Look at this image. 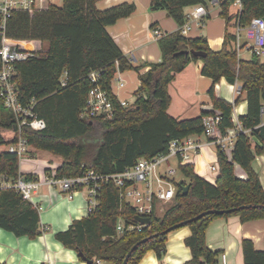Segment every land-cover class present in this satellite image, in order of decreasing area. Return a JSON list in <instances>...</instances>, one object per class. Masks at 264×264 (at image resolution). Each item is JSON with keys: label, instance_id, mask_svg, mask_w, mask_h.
Segmentation results:
<instances>
[{"label": "trees", "instance_id": "obj_1", "mask_svg": "<svg viewBox=\"0 0 264 264\" xmlns=\"http://www.w3.org/2000/svg\"><path fill=\"white\" fill-rule=\"evenodd\" d=\"M99 1L64 0L62 6L49 4L33 11L14 9L5 28H2L0 15V50L5 36L19 49L33 53L13 64L12 79L19 101L27 107L34 99L33 111L46 122V128L40 131L27 125L19 130L18 117L6 107L0 92V146L15 144L21 136L34 149L61 157L62 164L56 169L58 177L77 176L89 169L101 174L119 173L133 167L140 158L165 154L173 140L203 135L205 116L220 113V129L226 134L234 127V107L245 95L248 111L239 121L251 132L237 135L231 155L228 150L218 149L219 173L214 182L199 175L192 164H180L182 175L187 179L182 182L190 185L188 193L184 195L174 179L178 186L174 203L161 216L152 215L150 224L141 231L125 230L121 234L117 231L118 220L137 223L136 212L121 201L120 189L112 181L104 182L99 188L95 209L55 235L66 248L75 250L82 261L92 260V264H123L131 248L149 237L138 245L127 263L139 264L150 250H154L159 259L163 257L169 233L162 232L167 228L206 210L240 208L231 213L208 214L188 224L191 235L185 239V244L192 258L183 264L215 262L221 252L211 250L206 242L207 229L214 219L239 216L242 222H247L264 218V187L252 165L256 155L264 153V127L256 128L262 121L264 61L256 54L239 59L233 41L235 35L229 30H226L222 49L213 50L206 37H189L178 29L159 37L161 61L149 64L150 69L141 72L143 65H135L107 29L119 19L132 15L136 4L122 2L99 9ZM204 2L151 0L150 7L153 11L166 10L182 26L186 22V9ZM227 10L223 7L220 15L230 26L232 17ZM258 16L264 17V0H243L241 23L248 24ZM23 41H41L48 46L40 50L24 48ZM183 50L204 51L207 56L176 55ZM199 60L202 61L201 74L213 81L209 95L214 109L178 119L168 113L169 84L177 73ZM128 70L139 73L140 86L135 103L122 106L112 91V83L118 72ZM92 71L99 72V83L115 105V115L106 124L102 118H80V111L95 86L90 79ZM222 78L231 84L237 81L241 84V96L234 104L215 93V84ZM8 132H12V136H8ZM236 164L245 171L246 178L236 174ZM0 173L17 178L20 156L0 150ZM25 175L29 179L37 176ZM0 227L16 236L34 238L42 231L40 211L17 190H0ZM242 251L244 264H264V250L256 249L251 239H243Z\"/></svg>", "mask_w": 264, "mask_h": 264}, {"label": "crops", "instance_id": "obj_2", "mask_svg": "<svg viewBox=\"0 0 264 264\" xmlns=\"http://www.w3.org/2000/svg\"><path fill=\"white\" fill-rule=\"evenodd\" d=\"M122 2H134L136 4L135 12L128 17L119 19L115 24L109 25L107 29L124 54L135 65H143L141 72H145L150 69L149 64L160 62L162 59L158 38L154 36L152 27L154 25L157 28L161 26L168 30L166 32H172L178 30L179 25L177 23L173 25L170 20H167L166 11L151 10V0H101L97 3V6L99 9H105ZM44 4L48 6L52 3L45 0ZM223 20L226 21L224 18ZM194 25L197 27L194 28ZM199 27L198 23L192 24L188 36H204L213 50H221L226 31L219 34L215 30V35L205 36L199 34ZM36 42L43 44L41 41ZM201 67V60L192 62L183 71L177 73L174 80L169 84L168 90L171 95V103L168 113L170 115L178 119H185L198 116L202 111L214 109L209 95V89L213 85V81L210 77L201 74ZM127 73L128 71L118 72L112 83V91L119 100L126 101L123 96H129L130 92L136 95V91L140 86L139 73L136 71L135 75H131L132 82H130L131 79L127 80L128 76L124 77ZM135 78H137L136 82H134ZM239 85L241 84L239 83ZM235 87L236 84H231L225 78H222L215 84V93L218 97L230 103H235L237 95L241 93L236 91ZM126 102L129 104L128 101ZM247 111V101L240 105L236 104L232 113L233 120H239V117L245 115ZM192 136L200 140L203 146L198 153L191 155L190 161L205 156L202 154L203 151L215 157V164H218L215 147L207 144L203 136ZM39 152L40 157L28 162L25 168L20 167L22 173H32L40 176L45 174L51 167H58L62 164V159L57 158L54 154L41 150ZM229 154L231 155V150ZM53 158L56 161H53ZM203 159L205 161L204 166L199 163L195 166L193 163L188 162L189 160L184 164H192L199 175L214 182L219 172H211L209 167L214 163L205 157ZM252 165L264 187V153L256 155ZM235 169L239 177L246 178L245 171L238 164L235 165ZM87 195V190L83 189L75 192L72 198H69L58 189L48 185L39 187L34 192L32 199L34 205L40 211L41 233L34 238L20 237L0 227V262L5 264H42L43 262L48 264H78V262L79 264H88L79 258L75 250L66 248L55 236L57 232L67 230L75 220L88 216ZM187 236L185 235L183 239H186ZM243 239H251L256 249L264 250V218L247 222H242L239 216L216 218L210 223L206 232L208 247L213 251L226 252L228 264H244ZM186 256L187 259L189 256L192 258V252L191 255L189 253ZM161 264L167 263L162 262Z\"/></svg>", "mask_w": 264, "mask_h": 264}, {"label": "built area", "instance_id": "obj_3", "mask_svg": "<svg viewBox=\"0 0 264 264\" xmlns=\"http://www.w3.org/2000/svg\"><path fill=\"white\" fill-rule=\"evenodd\" d=\"M45 0H0V15L2 17V28H5L7 18L10 17L11 11L14 9H23L33 11L35 9L45 8ZM227 7L234 8L232 13V25L234 26V44L239 59H242V52L250 51L252 55L261 56L264 54V17H254L248 24H242L239 16L243 10V0H205L194 6H190L185 11L186 22L179 26L182 34L188 36L192 29V24L198 22L203 24L207 17L211 16L212 11L216 8ZM242 30L246 31L247 42L242 43ZM153 34L159 39L163 35L159 28L152 27ZM253 40V43L250 41ZM253 44V45H252ZM2 57V68L0 70V92L3 95L6 107L12 109L18 117V129L24 125L34 130L40 131L46 128V122L35 114L33 107L35 100L24 107L18 98V91L13 82L14 67L16 61L25 60L33 53L19 49L11 41L3 37L2 47L0 50ZM99 72L92 71L90 79L95 86L90 91L85 107L80 111L81 119L102 118L104 120L112 119L115 115V105L110 94L103 89L99 83ZM64 84V82H63ZM236 91L241 92L239 81L236 83ZM122 106H129L124 100H119ZM261 123L256 128L264 127V104L261 107ZM222 116L220 113H214L205 116L204 133L207 144H210L221 150H232L235 146L237 135L241 132L250 133L251 129H245L239 120L234 119V127L227 130L223 134L220 129ZM203 143L194 136H189L184 140H173L170 142L169 149L165 154L155 156L153 158H140L137 163L123 172L114 174H101L93 169L86 170L84 173L73 177H58L56 169L59 167H51L49 172L29 179L20 171L17 178H12L5 173H0V190L13 188L21 193L23 199L33 203L34 192L42 185L58 189L61 193L72 198L77 191L86 189L88 193L87 211L90 213L98 204V191L101 184L112 181L119 189L121 201L131 206L136 216L150 217L152 215H160L166 210L165 206L174 203L178 186L173 176L176 170L170 167L164 174L158 172L161 163L169 161L171 157H177L179 164H184L191 159L192 154H196L202 148ZM30 145L27 140L20 136L19 141L15 144L4 147L1 150H7L17 153L21 157L29 152ZM33 148V147H32ZM209 170L213 173L219 172L218 164L210 165ZM36 175V174H35ZM143 184L140 188L138 183ZM34 204V203H33ZM164 210V212H163ZM160 211H162L160 213ZM137 221V220H136ZM147 224L132 223L123 218L118 220L117 231L123 233L125 230H139ZM100 263V261H98ZM48 264V263H42ZM205 264H228V255L221 252L215 262H206Z\"/></svg>", "mask_w": 264, "mask_h": 264}, {"label": "rangeland", "instance_id": "obj_4", "mask_svg": "<svg viewBox=\"0 0 264 264\" xmlns=\"http://www.w3.org/2000/svg\"><path fill=\"white\" fill-rule=\"evenodd\" d=\"M49 1L52 4L57 5V6H62L64 3V0H49ZM157 11H166V10H157ZM221 11H222L221 8H216L214 11H212L211 16L207 17L204 20L203 24H199V26H200L198 29L199 34L201 33V34L207 36L209 34L215 35L216 34L215 30H217V33H219V34H221L222 31L225 33L226 30H229L231 32L234 31V26L232 24L230 26H228L226 24V21L223 20V18L220 16ZM233 12H234V8H232V10L229 9V16L230 17H232L231 15ZM166 18H167V20H170V22L173 25H176L175 20L168 15L167 11H166ZM196 23H198V22H196ZM196 23H193V24H196ZM194 26H195L194 28L197 27L196 25H194ZM159 29L162 33H165L166 31H168L167 29H165L161 26L159 27ZM241 35H242V43L247 42L248 39L246 37V31L245 30H242ZM250 43H253V40H251ZM21 46L24 48L30 47V48L35 49V50H40L42 47H47L48 44L46 42H44L43 44H40L39 42H36V41H24L21 43ZM241 55L244 59H248L252 56V52L243 50ZM260 58L262 61H264V54H262L260 56ZM135 72L136 71L128 70V73L125 74L124 77L126 78V76H128L129 78H127V80L129 81V79H131L130 78L131 75L136 74ZM132 80L133 79H131L130 82H132ZM136 80H137V78H135L134 82H136ZM240 96L241 95L238 94L237 98ZM123 97H124V99H126V101L129 102V105L135 103V101H136V95L131 93V92H130L129 96H123ZM244 101H246L245 95L241 96V99L237 103V105H240ZM106 123H107V120H105V124ZM8 136H12V132H8ZM3 148L4 147L0 146V150ZM227 153L229 154L230 150H228ZM202 154H204L205 156H202L199 159H194L191 161L189 160L188 162L193 163L195 166H197L198 163L204 166L205 161H204L203 157H205L209 161L213 162L214 164L216 163L215 157L210 156V154H207L203 151H202ZM39 155H40L39 150H36L32 147L29 148V152L25 153L23 155V157H21L22 160H20V167L25 168L27 166L28 162H32V161L36 160L38 157H40ZM55 156L57 158H61L57 155H55ZM52 160L56 161V159H54V158ZM169 166L173 167L176 170V173L174 174L173 178H175V180H177V182H180L182 180H185L187 182V179L184 178L182 175V172L180 170L179 159L177 157H171L169 161H165V162L161 163L158 167V172L161 174H164L170 168ZM138 185L140 188H143V184L141 182H139ZM172 204L173 203L169 204L168 206H165L164 210H167V208H169V206H171ZM164 210H163V212H164ZM161 212L162 211H160V213ZM162 214H160L159 216H161ZM190 232H191V228L189 225H185V226H182L178 229L171 231L168 234V240H167V244H166V252L163 255V257L161 259H159L156 252L154 250H150L146 253V255L144 256V258L141 260V262L139 264H161L162 262H166L167 264H182V263H184V261H188V259L190 260L191 256H189V258L187 259L186 254L189 255V253H190V255H191V251L185 245V239H183V237L185 235L189 236ZM180 242L182 243L181 246H180ZM78 264H79V262H78ZM104 264H109V263H104Z\"/></svg>", "mask_w": 264, "mask_h": 264}, {"label": "water", "instance_id": "obj_5", "mask_svg": "<svg viewBox=\"0 0 264 264\" xmlns=\"http://www.w3.org/2000/svg\"><path fill=\"white\" fill-rule=\"evenodd\" d=\"M180 53H183V54H186V55L193 54L194 56H196V57H200V58H203V57H206V56H207V53H206V52H204V51H196V50H183V51H181V52H179V53H176V55H178V54H180ZM178 185H179L180 188L182 189V193H183L184 195H186V194L188 193V191H189L190 185H189V184L184 185L182 181H180ZM245 207H248V206H242L241 208H245ZM238 209H240V208H232V209H227V210H218V209H210V210H206V211H203L202 213L198 214V215L195 216L194 218H191V219H188V220L182 221V222H180V223H177V224H175V225H173V226L167 228V229L164 230L162 233H166V234H168V233H170L171 231H173V230H175V229H178V228H180V227H182V226L188 225V224L192 223L194 220L200 219V218H202V217H204V216H206V215H208V214H213V213H220V214H222V213H231V212H234V211H236V210H238ZM135 219H136L137 221H139L140 223H144V224H147V225H149L150 222H151V218H150V217L136 216ZM156 235H159V234H156ZM148 240H149V237H148V238H145V239H143L142 241H140V242H138L137 244H135V245L131 248V250L128 252V254H127V256H126V258H125L123 264H127V263H128V261H129L131 255H132V253H133V251L138 247L139 244L144 243V242H146V241H148ZM86 262H87L88 264H92L93 261H92V260H88V259H86Z\"/></svg>", "mask_w": 264, "mask_h": 264}]
</instances>
